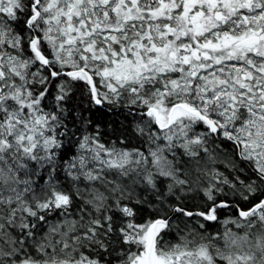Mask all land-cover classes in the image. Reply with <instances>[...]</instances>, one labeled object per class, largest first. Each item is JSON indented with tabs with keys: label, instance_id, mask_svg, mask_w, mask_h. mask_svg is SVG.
Masks as SVG:
<instances>
[{
	"label": "snow or ice",
	"instance_id": "obj_1",
	"mask_svg": "<svg viewBox=\"0 0 264 264\" xmlns=\"http://www.w3.org/2000/svg\"><path fill=\"white\" fill-rule=\"evenodd\" d=\"M0 264H264V0H0Z\"/></svg>",
	"mask_w": 264,
	"mask_h": 264
},
{
	"label": "trees",
	"instance_id": "obj_2",
	"mask_svg": "<svg viewBox=\"0 0 264 264\" xmlns=\"http://www.w3.org/2000/svg\"><path fill=\"white\" fill-rule=\"evenodd\" d=\"M99 118L102 121V127L107 125L109 128H119L122 125L128 124V121L125 120L124 115L119 114L118 111L113 113H102ZM230 218H236L235 210H223L220 213V222H202L205 223V227L208 229L209 233H222V228H224L223 220ZM177 238L178 237L175 231L164 237V239L168 242H174L177 240Z\"/></svg>",
	"mask_w": 264,
	"mask_h": 264
},
{
	"label": "rangeland",
	"instance_id": "obj_3",
	"mask_svg": "<svg viewBox=\"0 0 264 264\" xmlns=\"http://www.w3.org/2000/svg\"><path fill=\"white\" fill-rule=\"evenodd\" d=\"M227 227L228 228H231L233 231H237V229L235 228V226L232 225V224L227 225ZM224 228H225V225H224ZM224 228H222V232L224 231ZM177 242H178V238L174 242H170V243H173L174 244V243H177Z\"/></svg>",
	"mask_w": 264,
	"mask_h": 264
}]
</instances>
